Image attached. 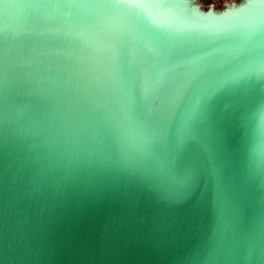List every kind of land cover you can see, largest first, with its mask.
<instances>
[{"label":"water","instance_id":"95a60500","mask_svg":"<svg viewBox=\"0 0 264 264\" xmlns=\"http://www.w3.org/2000/svg\"><path fill=\"white\" fill-rule=\"evenodd\" d=\"M0 264H264V4L0 0Z\"/></svg>","mask_w":264,"mask_h":264},{"label":"rangeland","instance_id":"374dc122","mask_svg":"<svg viewBox=\"0 0 264 264\" xmlns=\"http://www.w3.org/2000/svg\"><path fill=\"white\" fill-rule=\"evenodd\" d=\"M227 3H236V0H197V4L200 5L202 9L213 7L221 10Z\"/></svg>","mask_w":264,"mask_h":264},{"label":"snow or ice","instance_id":"6c2138e0","mask_svg":"<svg viewBox=\"0 0 264 264\" xmlns=\"http://www.w3.org/2000/svg\"><path fill=\"white\" fill-rule=\"evenodd\" d=\"M250 3L259 2L261 4H264V0H249Z\"/></svg>","mask_w":264,"mask_h":264}]
</instances>
